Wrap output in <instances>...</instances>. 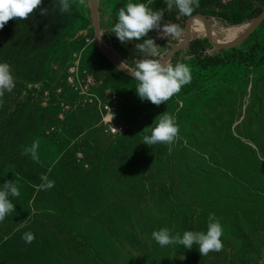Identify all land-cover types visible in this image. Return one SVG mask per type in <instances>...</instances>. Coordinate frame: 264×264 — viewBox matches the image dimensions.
Returning <instances> with one entry per match:
<instances>
[{
	"label": "rangeland",
	"instance_id": "rangeland-1",
	"mask_svg": "<svg viewBox=\"0 0 264 264\" xmlns=\"http://www.w3.org/2000/svg\"><path fill=\"white\" fill-rule=\"evenodd\" d=\"M237 1L254 16L229 24L198 14L166 39L150 31L147 38L160 46L158 58L185 63L192 74L191 83L160 106L138 97L131 68H120L103 48L117 60L141 58L138 41L121 43L112 33L129 0H86L68 13L60 12L58 0H43L48 15L38 10L0 30V63L11 65L15 77L0 107V188L14 180L21 193L10 198L16 209L0 223V264H264V19L258 23L264 3ZM197 39L211 54L246 55L236 65L201 71L189 52ZM76 64L102 81L103 96L118 95L124 123L118 136L101 132L98 109L77 105L78 97L70 95L65 78ZM62 82L51 124L58 103L68 101L73 109L58 133H48V126L35 162L24 148L9 146L20 139L12 136L11 122L25 103L48 106L50 88ZM45 91L50 99L43 106ZM166 111L180 127L171 151L142 143L151 128L142 131ZM27 139L31 146L33 138ZM12 155L27 157L35 167L30 181L16 176ZM41 175L54 180V187L42 190ZM209 214L223 226L220 252L201 257L195 246L161 247L152 239L161 228L181 237L185 230L206 232ZM26 232L35 235L31 244L22 239Z\"/></svg>",
	"mask_w": 264,
	"mask_h": 264
},
{
	"label": "clouds",
	"instance_id": "clouds-1",
	"mask_svg": "<svg viewBox=\"0 0 264 264\" xmlns=\"http://www.w3.org/2000/svg\"><path fill=\"white\" fill-rule=\"evenodd\" d=\"M86 5V0H58L61 13L71 11L73 4ZM167 9H177L180 15L192 16L199 7V0H164ZM43 0H0V30L5 25L15 20H29L39 10L42 15H48V9L42 7ZM156 30L159 38L166 39L170 35H179L181 29L176 24L164 23V11L153 10L145 3H134L129 0L117 13L112 33L121 43L142 41L135 44L136 50L142 54L141 58L135 61L133 69L128 74L137 81L135 90L141 100L151 102L156 106L169 101L178 94L182 87L191 83L192 74L190 67L185 63L172 64L165 62L159 57L160 46L153 38L148 37L150 31ZM126 61H122L120 68ZM15 88V77L12 67L8 63H0V107L3 106V97L6 92H12ZM153 125H155L153 127ZM152 126L146 127L142 132L151 128L150 135L143 136L145 145L151 147L157 144L169 146L178 139L180 127L176 118L167 111L156 117ZM39 140H35L30 147L24 148L23 154L30 155L31 159L39 162ZM42 183L39 187L42 190H50L55 185L47 175H41ZM20 190L14 180L6 181L0 188V223L13 213L16 205L10 198L20 196ZM223 226L215 214H209L207 220V231L185 230L183 236L179 233L172 234L169 228H161L153 231L152 239L161 247L169 245H181L185 249L197 248L201 257L212 252L223 250ZM22 239L31 244L35 240L32 232L23 234Z\"/></svg>",
	"mask_w": 264,
	"mask_h": 264
},
{
	"label": "trees",
	"instance_id": "trees-1",
	"mask_svg": "<svg viewBox=\"0 0 264 264\" xmlns=\"http://www.w3.org/2000/svg\"><path fill=\"white\" fill-rule=\"evenodd\" d=\"M141 3H147V6L151 7L153 10H163L164 11V23L168 24H176L179 26L181 30L188 26V22L192 20V18L198 14L207 15L210 19H213L214 16H219L222 20L227 21L229 24H239L249 19L254 15H249L246 13L247 7L241 4L239 1H235L229 6H220L218 0H199V7L195 9L192 16H183L180 15L178 10L173 8L172 10L167 9V5L164 3V0H155L150 2L149 0H140ZM262 2L260 3V5ZM188 20V21H187ZM185 24V25H184ZM147 37H145L146 39ZM142 42V41H138ZM203 40L197 39L193 41L189 46V52L192 56L193 65L201 71H206L209 69H216L226 64L236 65L238 60L244 58L246 55L245 50L239 51H227L222 50L217 52L216 54H211L208 52V47H206V43ZM262 53L264 54V36H262V43L260 44ZM181 52H177L173 57V63H176L177 58ZM121 62L122 59H119ZM131 69L134 68L135 63L125 62ZM264 64V58L262 61ZM63 82L59 85L62 86ZM50 88L51 91V99L48 106L42 108L41 105L36 106L34 102L25 103L21 106V109L17 112L12 120L11 127L16 131L12 136L20 137L18 141L10 140L9 146L11 148H26L30 147L28 142V137L30 139L33 138V141L39 140V145L47 139L46 130L49 125L52 123V119L54 117V111L52 107H54V103L56 100V89L57 87ZM65 94V93H64ZM76 94L70 92V95ZM71 95V96H72ZM70 100V97H68ZM38 102V104H40ZM58 106V105H57ZM58 106V110H59ZM58 110L55 112H58ZM10 160L13 163V168L17 171L16 176L22 177L26 181H30L29 172L34 171V166H29L30 161L27 157L21 158L20 156L16 157L14 155L9 156ZM28 163V165H25Z\"/></svg>",
	"mask_w": 264,
	"mask_h": 264
},
{
	"label": "built area",
	"instance_id": "built-area-1",
	"mask_svg": "<svg viewBox=\"0 0 264 264\" xmlns=\"http://www.w3.org/2000/svg\"><path fill=\"white\" fill-rule=\"evenodd\" d=\"M236 0H222L229 6ZM101 80H98L93 73L88 69H80L78 64L68 70V75L65 78L66 87L78 97L76 104H84L87 106L96 107L99 111L98 127L104 134L110 137H116L120 134L124 127L122 119L118 116L120 99L116 93L110 96H103L101 93ZM58 95L63 92L61 86L57 87ZM50 99V92L45 91L43 94L42 105L46 106ZM60 111L55 115L54 124L49 125L48 133H58L60 124H63L68 116V112L73 109V106L68 101H61ZM77 163L83 166L81 159H77ZM87 167V166H86Z\"/></svg>",
	"mask_w": 264,
	"mask_h": 264
},
{
	"label": "bare ground",
	"instance_id": "bare-ground-1",
	"mask_svg": "<svg viewBox=\"0 0 264 264\" xmlns=\"http://www.w3.org/2000/svg\"><path fill=\"white\" fill-rule=\"evenodd\" d=\"M263 19V18H262ZM262 19H260L259 21H258V23L262 20ZM257 23V24H258ZM256 24V25H257ZM103 48L108 52V54L118 63V64H120L121 65V62L119 61V60H117L110 52H109V50H108V48L105 46V44H103Z\"/></svg>",
	"mask_w": 264,
	"mask_h": 264
},
{
	"label": "crops",
	"instance_id": "crops-1",
	"mask_svg": "<svg viewBox=\"0 0 264 264\" xmlns=\"http://www.w3.org/2000/svg\"><path fill=\"white\" fill-rule=\"evenodd\" d=\"M262 4L264 3V0H261Z\"/></svg>",
	"mask_w": 264,
	"mask_h": 264
},
{
	"label": "water",
	"instance_id": "water-1",
	"mask_svg": "<svg viewBox=\"0 0 264 264\" xmlns=\"http://www.w3.org/2000/svg\"><path fill=\"white\" fill-rule=\"evenodd\" d=\"M263 19H264V17H263ZM263 19H262V20H263Z\"/></svg>",
	"mask_w": 264,
	"mask_h": 264
}]
</instances>
